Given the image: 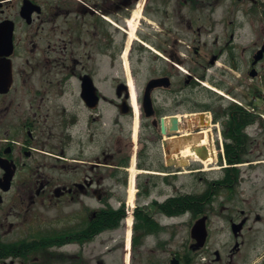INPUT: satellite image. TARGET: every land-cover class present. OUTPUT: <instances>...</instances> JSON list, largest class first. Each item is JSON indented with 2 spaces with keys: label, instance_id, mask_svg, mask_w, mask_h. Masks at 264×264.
<instances>
[{
  "label": "flooded vegetation",
  "instance_id": "1",
  "mask_svg": "<svg viewBox=\"0 0 264 264\" xmlns=\"http://www.w3.org/2000/svg\"><path fill=\"white\" fill-rule=\"evenodd\" d=\"M261 14L264 0H0V264L251 262L242 253L249 216L236 234L239 192L220 193V176L208 180L213 201L195 204L206 210L204 246L192 232L195 209L168 204V179L179 174L169 170L178 166L168 143L184 135L168 140L162 120L203 110L204 80L240 87L233 98L249 110L264 35L254 49L243 24ZM145 59L162 69L136 85L137 113L128 80L136 84ZM156 78L167 79L150 91L147 111ZM225 208L233 247L217 237L214 248L209 220ZM184 224L189 235L175 231Z\"/></svg>",
  "mask_w": 264,
  "mask_h": 264
},
{
  "label": "rangeland",
  "instance_id": "2",
  "mask_svg": "<svg viewBox=\"0 0 264 264\" xmlns=\"http://www.w3.org/2000/svg\"><path fill=\"white\" fill-rule=\"evenodd\" d=\"M243 32L246 33L247 40L248 38L252 40L253 48L255 49L256 42L260 40H258V37H263L264 35V21L261 19V16L257 17L254 15L251 17V19H247L243 24ZM261 65V75L264 76V62L261 63ZM134 69L137 70L136 85L137 88L141 90L147 82L151 71L153 69L160 71L162 67L152 68L148 63V60L145 59L144 63L135 65ZM210 69V74L215 73L216 68ZM179 70L182 74H185L188 68L182 67V69ZM261 75L259 77H252L250 80L248 79V81L252 84L251 95L249 98L251 102L248 101V107L253 110V113L257 116V118L255 123L247 128L250 136L254 139V143L252 145L251 155L247 157L246 160L252 161H247L240 165L242 182L237 190L239 192L238 199L240 201L234 212L237 221L243 218L244 215L249 216V221L243 229V239L245 240L246 244L244 249H242V253H246L248 255V261H251L248 264H252V262L254 264H264V118L261 116V114L264 113V99H255L256 95H258L256 97L260 98L262 97V93H264V80ZM205 82L207 85H202L204 87L203 89L201 86H199L202 89L200 91L199 97L203 99V106L209 109L208 111L212 112L213 117L215 113L221 114L230 103L234 102L229 98L236 97V95L241 92L240 87H236L233 89V93H231L230 91L224 90L223 88H217L213 81L205 80ZM216 90H219L222 93H219ZM163 93L164 92L161 91L158 96L162 98ZM191 111H193V109L191 108L190 104L183 113H189ZM175 112V108L172 107L168 102V113ZM224 119L225 116L223 115L220 117L219 121L222 123ZM212 130L215 133V129ZM181 142L178 141L171 143L168 146L170 154L173 153L177 148L182 149L185 147V143ZM215 148L219 157L218 162L213 161L209 163H203L192 158H184L186 159L185 161L189 163L188 166L184 168H169V170H181V172L176 175V177L168 179V197H170L175 192V190L179 188H181L184 192H200L204 189V187L207 186L208 180L217 178L223 173L225 161H221L220 146L218 142L215 143ZM197 170L202 171H199L200 174H198ZM202 175L205 176V180L203 181L199 177ZM218 201L222 202L224 200L221 197ZM230 203H233V201ZM242 209L245 210L244 213L242 212ZM221 213L223 215L215 214L209 220L211 221L209 228L211 234L213 235L209 245L214 248L221 246L219 242L216 243V239L218 237V239L221 238L222 240H230V247H233L230 224L224 217V215L227 214V209H223ZM257 214L260 215L261 220L256 219ZM190 216L191 213L189 212L186 215V219H190ZM177 230L178 234L180 235H189L190 227L185 224L176 225L175 231ZM240 251L236 252V259L238 263L241 262L239 258L242 256V254H239ZM243 257L244 260L247 258L246 256Z\"/></svg>",
  "mask_w": 264,
  "mask_h": 264
},
{
  "label": "trees",
  "instance_id": "3",
  "mask_svg": "<svg viewBox=\"0 0 264 264\" xmlns=\"http://www.w3.org/2000/svg\"><path fill=\"white\" fill-rule=\"evenodd\" d=\"M224 114H229L225 122L224 134L227 138L225 143L226 158L229 166L224 169V174L220 179L223 187L228 189L235 188L240 182L241 171L235 164L245 161L251 148V141L244 133L243 129L247 124L254 123L256 116L253 113L242 111L238 106L234 108L229 106L223 111ZM220 114H215V118H219ZM202 195L185 196L171 199L168 203H187L192 206Z\"/></svg>",
  "mask_w": 264,
  "mask_h": 264
},
{
  "label": "water",
  "instance_id": "4",
  "mask_svg": "<svg viewBox=\"0 0 264 264\" xmlns=\"http://www.w3.org/2000/svg\"><path fill=\"white\" fill-rule=\"evenodd\" d=\"M264 53V47L259 50V54L257 56V59L261 58L262 55ZM167 78H158V79H155L153 81H151L148 85H147V94H146V98H145V108L146 110L148 111L149 109L152 111L153 110V105H152V100H151V97H150V89L154 86H158V85H163L165 84V80ZM148 113H152V112H148ZM181 123L179 121V119L176 117V116H172L171 117V125L168 126V129H167V126L165 124V120L163 119L162 120V132L163 133H174L176 132L179 127H180ZM192 150H195L197 152V154L203 158V159H206L208 157V152H207V148L206 146H192ZM243 225V222L242 223H239V224H235L234 225V229H235V232H238V230L241 228V226ZM193 232L195 235H197V238H198V245H203L205 239H206V224H205V218H202L200 219L194 226V229H193Z\"/></svg>",
  "mask_w": 264,
  "mask_h": 264
},
{
  "label": "bare ground",
  "instance_id": "5",
  "mask_svg": "<svg viewBox=\"0 0 264 264\" xmlns=\"http://www.w3.org/2000/svg\"><path fill=\"white\" fill-rule=\"evenodd\" d=\"M129 87H130V91L132 93V103L134 105V108L136 110L137 113H139L140 109H139V104L137 102V88H136V84L134 82V79L132 77H129ZM206 125H209V122H206ZM138 126V122L136 124V127ZM210 130L207 129V130H204L203 131V134H208ZM196 140H199V144L200 145H205L207 146L208 145V137L207 135H205L203 137V139L201 140L200 139V136H196L193 138V141H196ZM191 141L188 142L185 147L182 149V152H181V156L182 157H185V158H193V159H196V160H199V161H202L204 163H209V162H213L216 160V157H215V153H214V150L211 148V154L208 156L207 159H200L197 155H196V152L194 150L191 149ZM133 193V191H132Z\"/></svg>",
  "mask_w": 264,
  "mask_h": 264
}]
</instances>
